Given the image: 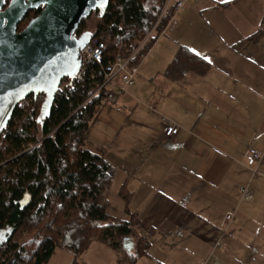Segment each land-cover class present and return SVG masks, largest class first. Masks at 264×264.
I'll list each match as a JSON object with an SVG mask.
<instances>
[{
    "label": "crops",
    "instance_id": "0c3cea01",
    "mask_svg": "<svg viewBox=\"0 0 264 264\" xmlns=\"http://www.w3.org/2000/svg\"><path fill=\"white\" fill-rule=\"evenodd\" d=\"M176 20L172 31L156 36L172 38H160L144 55L119 99L135 128H120L102 145L112 173L108 193L120 200L112 205L108 195L107 213L135 218L118 247L91 240L107 264H221L233 243L241 248L231 231L253 209L240 204L239 189L250 172L246 150L264 149V32L256 34L264 26V0H186ZM161 46L166 50L151 70L149 58ZM180 47L206 59V70L167 76ZM161 117L180 125L179 132L164 137ZM242 136L247 146L238 144ZM251 182V202L262 199L264 177Z\"/></svg>",
    "mask_w": 264,
    "mask_h": 264
},
{
    "label": "trees",
    "instance_id": "16d2710c",
    "mask_svg": "<svg viewBox=\"0 0 264 264\" xmlns=\"http://www.w3.org/2000/svg\"><path fill=\"white\" fill-rule=\"evenodd\" d=\"M144 1L107 0L92 33L105 45L102 62L89 64L73 87L58 90L42 124L39 95L30 94L2 128L0 264H46L57 246L69 250L76 260L92 239L109 241L116 248L132 232L134 217L120 220L107 213L111 169L103 147L87 145L85 135L108 95L100 90L88 98L102 81L103 65L116 55H130L166 2L155 0L148 8ZM171 11L159 20L155 37ZM84 21L76 34L85 31ZM262 32L264 26L256 34ZM155 37L140 53H147ZM207 66L206 59L180 47L165 74L179 79L188 69L203 73Z\"/></svg>",
    "mask_w": 264,
    "mask_h": 264
},
{
    "label": "water",
    "instance_id": "95a60500",
    "mask_svg": "<svg viewBox=\"0 0 264 264\" xmlns=\"http://www.w3.org/2000/svg\"><path fill=\"white\" fill-rule=\"evenodd\" d=\"M106 1L51 0L19 32L18 22L27 11L40 7L39 0L0 2V22L4 25L0 38L21 46L20 54L10 59L7 47L0 45V125L7 124L22 99L39 92L45 94L38 117L41 124L44 122L61 80L73 77L79 67L77 49L92 37L89 30L76 37L80 21L92 12L101 16Z\"/></svg>",
    "mask_w": 264,
    "mask_h": 264
},
{
    "label": "rangeland",
    "instance_id": "374dc122",
    "mask_svg": "<svg viewBox=\"0 0 264 264\" xmlns=\"http://www.w3.org/2000/svg\"><path fill=\"white\" fill-rule=\"evenodd\" d=\"M174 0H171V2ZM186 1V0H185ZM155 2V0H145L144 4L149 8L152 6V4ZM183 9V8H182ZM84 30H89L92 33L94 32L96 25L99 21V15L98 12H92L86 19H84ZM155 33L153 34V37H155ZM163 37V38H162ZM166 39V38H172V34L170 33L166 36H159L155 37L153 40L151 46L149 47L147 54L150 53V50L153 48L154 44L160 39ZM162 47V49H161ZM160 52L159 49H157L152 55L151 58H149L153 63L149 65V69H153L155 61L158 60L159 54L161 55L162 52L166 50V46H161ZM146 59V58H145ZM142 59V62H144ZM141 62V63H142ZM152 65V66H151ZM154 82V81H153ZM151 81V77H149L148 84L145 85L146 90L149 92L154 88V83ZM129 93V88L126 89L125 92L118 95L116 97L115 101H104L102 104L99 112L97 113L95 119L89 124V128L85 135V140L87 141V145L93 146H102L103 144H108L109 139L111 137V134L113 132L118 131L120 128L126 129H132L135 128L131 123L133 120V117H129V114L124 111L121 107H119V99L122 98V96ZM149 94V93H146ZM148 96V95H146ZM129 111V110H128ZM125 124H128L127 126H124ZM238 144L242 146L246 145V139L245 137H239L237 139ZM248 148V147H247ZM247 168V167H246ZM262 167L256 168L255 173H252L247 171V180L245 181V184H248L249 190L252 191L250 187H252V179L256 177H264V168L262 173ZM248 181V183H247ZM262 199H256L254 198V201L251 202L248 201L253 205V209L250 212H247V216L244 217L243 222L237 228V231L232 232L231 234L239 239V242L241 245V248L237 249V246L239 244L233 243L232 248H230V255L226 259H222V261H219L221 264H264V184L260 187ZM253 193V191H252ZM109 195V202L114 205L116 201H120L119 198L114 194L113 192L108 193ZM245 202L248 204L247 201H240V204H245ZM238 200L235 202L237 205ZM257 203L258 205H255ZM242 207V206H241ZM232 210V209H231ZM243 211V209H242ZM234 211H229V215H231ZM232 216V215H231ZM227 233L230 235V232L227 231ZM231 235V237H232ZM233 238V237H232ZM235 239V238H233ZM96 244L94 242L87 247L86 250L83 251L81 257L74 260L73 254L60 246H57L51 256L48 258L46 264H107V258H104L101 250L94 251V247ZM226 250V249H225ZM227 254L229 253L226 251ZM106 254V253H105Z\"/></svg>",
    "mask_w": 264,
    "mask_h": 264
},
{
    "label": "built area",
    "instance_id": "2783aa9c",
    "mask_svg": "<svg viewBox=\"0 0 264 264\" xmlns=\"http://www.w3.org/2000/svg\"><path fill=\"white\" fill-rule=\"evenodd\" d=\"M185 0L175 1L170 7L169 0H166L156 22L150 29V31L145 35V37L140 41L135 50L128 56L116 55L113 59L107 61L102 67V81L99 86L92 92L88 97H92L97 94L100 90H105L108 92L105 101H115L116 97L126 91L131 87L137 76L139 63L144 58V54L140 53L146 42L156 33V26L161 19V17L166 14L169 8H172L170 18L164 28L159 31L158 34H165L172 31L177 23L176 14L184 6ZM80 34H76L79 37ZM105 50V45L103 42H97L93 37L90 40L77 49L76 58L79 63L78 69L75 71L73 77H65L61 80L59 89H63L65 86L73 87L78 81H80L85 74L87 67L92 62L100 64L102 62L103 54ZM137 59V62H133ZM58 92V91H57ZM56 92V93H57ZM39 95V100L41 103V109L45 101V94L39 92L34 96ZM27 97L22 99L18 104L24 101ZM162 120V135L164 137H170L176 135L180 130V125L177 123L161 117ZM264 160V149L258 150L249 147L245 153V166L252 172L255 173L257 166ZM239 197L241 201H250L253 198L252 191L249 190L248 185H243L239 189ZM226 219L231 220V215H226ZM219 241L216 242L215 246L219 247Z\"/></svg>",
    "mask_w": 264,
    "mask_h": 264
},
{
    "label": "snow or ice",
    "instance_id": "6c2138e0",
    "mask_svg": "<svg viewBox=\"0 0 264 264\" xmlns=\"http://www.w3.org/2000/svg\"><path fill=\"white\" fill-rule=\"evenodd\" d=\"M0 2H3V0H0ZM16 0H12V3L15 4ZM51 2V0H39V6L40 7H45L46 5H48ZM3 22H0V28H3ZM0 45H5L8 49V56L11 59L12 57L17 56L18 54H20L21 51V46H17L12 42H8L2 38H0ZM0 67H3V65H0ZM15 94H19V93H15ZM3 125H0V128H2Z\"/></svg>",
    "mask_w": 264,
    "mask_h": 264
},
{
    "label": "flooded vegetation",
    "instance_id": "af4514ba",
    "mask_svg": "<svg viewBox=\"0 0 264 264\" xmlns=\"http://www.w3.org/2000/svg\"><path fill=\"white\" fill-rule=\"evenodd\" d=\"M9 1L10 0H6V5L8 4ZM41 9H42V7H38L36 9L27 11L26 14L24 15V17L22 18V20L20 22H18L17 29L16 30L18 32L21 31L32 18H34L35 16H37L39 14V12L41 11ZM27 18H29V20L25 23V21H26ZM19 24H23V26L21 28H18V25Z\"/></svg>",
    "mask_w": 264,
    "mask_h": 264
},
{
    "label": "bare ground",
    "instance_id": "6f19581e",
    "mask_svg": "<svg viewBox=\"0 0 264 264\" xmlns=\"http://www.w3.org/2000/svg\"><path fill=\"white\" fill-rule=\"evenodd\" d=\"M81 21H82V20H81ZM81 21H80V22H81ZM95 40H96V39H95ZM1 132H2V131H1ZM0 134H1V133H0ZM31 147H33V144L27 146V149H28V148H31Z\"/></svg>",
    "mask_w": 264,
    "mask_h": 264
}]
</instances>
